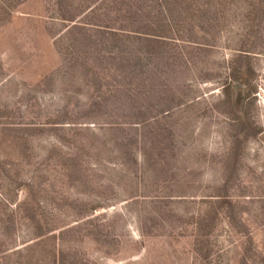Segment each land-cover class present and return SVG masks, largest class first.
<instances>
[{
    "label": "rangeland",
    "instance_id": "1",
    "mask_svg": "<svg viewBox=\"0 0 264 264\" xmlns=\"http://www.w3.org/2000/svg\"><path fill=\"white\" fill-rule=\"evenodd\" d=\"M115 1L0 0V264H264V0L174 16L203 47L182 44L128 98L67 60L60 18L116 28ZM239 68L244 112L222 93Z\"/></svg>",
    "mask_w": 264,
    "mask_h": 264
},
{
    "label": "trees",
    "instance_id": "2",
    "mask_svg": "<svg viewBox=\"0 0 264 264\" xmlns=\"http://www.w3.org/2000/svg\"><path fill=\"white\" fill-rule=\"evenodd\" d=\"M196 1L201 2V0H116L114 3L116 7H108L105 10L106 13L113 12L122 16L120 21H114L116 28L108 27L107 23L100 26L96 23L79 22L74 19L75 16L62 14L61 20L72 23L64 36L71 41L67 46L66 56L70 57L67 60L73 66L79 60L94 67L96 71L112 72L116 86L118 83L128 86L126 93L128 98L130 83L134 79L146 80L147 75L151 74V69L158 73L160 69L158 65L162 58L168 55L171 58V54H175L174 59L182 44L203 47V43L199 44L194 39L181 36L176 32L179 30L172 29L171 25L174 16L191 14L193 3ZM88 5V3L85 5L83 13L85 15L86 13L91 15L93 9L97 7ZM58 6L60 9L63 8L60 4ZM66 7L72 8V5ZM152 12H156L157 16L151 18L149 22L151 25L145 26L146 17H151ZM203 13L201 17H204L205 12ZM154 60H157L156 64L152 65ZM252 74L249 68L232 69L222 88L223 97L229 105H232L235 90L240 112H244L246 100L254 92ZM99 78L100 76L97 80ZM235 117L237 121L243 119L242 113L241 116L237 114Z\"/></svg>",
    "mask_w": 264,
    "mask_h": 264
}]
</instances>
